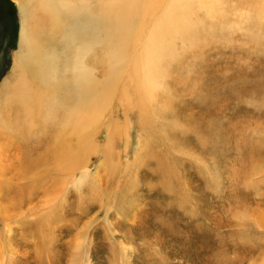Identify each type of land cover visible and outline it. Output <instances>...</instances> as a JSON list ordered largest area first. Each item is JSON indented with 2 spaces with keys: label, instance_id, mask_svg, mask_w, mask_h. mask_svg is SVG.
Masks as SVG:
<instances>
[{
  "label": "bare ground",
  "instance_id": "6f19581e",
  "mask_svg": "<svg viewBox=\"0 0 264 264\" xmlns=\"http://www.w3.org/2000/svg\"><path fill=\"white\" fill-rule=\"evenodd\" d=\"M50 1L39 0L38 9L42 7L39 20L34 19V26L24 25L13 81L4 85L0 92L16 102L15 116L10 118L12 123L4 122L0 112V125L7 130L0 135V264H63L58 255L62 248L70 250L67 264H92L91 226L94 221L89 215L93 203L99 202V193L109 196L107 202L118 217H125L129 210L134 217L130 223L138 219L140 205L135 201L134 192L139 188V174L129 169L128 160L124 168L121 162L128 154L132 140L128 114L131 111L138 113L139 145L135 158L139 165L141 155L151 151V137L165 142V135H161L157 126L164 125L170 117L167 113L170 114L171 103L167 105L160 95L170 100L169 97L175 94L167 86L173 78H170L171 69L174 72L182 69L188 75V68H198L196 73L190 71L195 75V82L192 81L199 98L197 105L204 106L201 108L204 123L199 122L193 128L191 118L182 120L181 124L176 122L181 133L193 134L196 128L203 146L210 148L204 150L212 151L208 161L216 167L217 174L221 171L220 164L225 171L221 176L227 174L230 182H236L239 174L237 160L230 159V164L227 163L225 156L229 155L224 145L238 151L244 161L247 159L246 172L253 165L250 162L264 160L261 150L264 143L258 139L252 141L256 135H264L257 120L253 119L252 125L248 126H240V120H233L230 130L228 127L222 131L217 110L207 114L205 107L210 93L213 104L218 105L220 96H216V90L221 85L223 72L228 74L236 66H230L226 61L223 68L222 61L223 57L233 58L234 47L229 55L226 50L244 24L238 20L240 10L249 20L252 5L264 6V0H58V6L52 9L45 5ZM222 28L228 30L231 45L219 44L224 37ZM241 30L247 37L251 35L249 27ZM93 48L98 54L94 61L91 60ZM91 61L101 64V71L106 69L102 80H97ZM180 82L189 83L183 79ZM51 91L53 102L51 108H47L52 115L43 119L40 110H47L43 98ZM116 97L126 115L123 123L118 121L117 114H111ZM187 108L183 107L182 112H188ZM162 114L164 118L160 120ZM203 129L208 131L205 138L198 134ZM103 133L107 135L105 145L99 143ZM123 145L124 153L118 152L117 148ZM165 150L169 151L168 147L165 146ZM165 153L168 156V152ZM91 156L100 159L98 172L104 165L111 179L117 174L124 179V182L118 180L119 188L109 195L107 188L111 181L102 185L98 172L96 178L90 179L86 186L82 185L89 176ZM219 157L224 160L220 164ZM204 160L199 163L206 162ZM251 168L252 173L247 174L251 176L248 178L251 183L246 185L247 179H241L246 190L257 188L255 181L264 176V167ZM76 171L80 173L78 178H75ZM129 183L130 187L126 188ZM72 188L81 194L80 204L87 203L80 218L72 216L73 202L69 198V194L75 192ZM256 190L258 194L259 189ZM129 194L134 200L126 199ZM259 198L264 199V195ZM64 208L61 219H54L57 211ZM255 219L263 226L264 210L255 215ZM241 222L239 220V224ZM25 223L32 227L30 231ZM16 224L20 226L19 229L17 226L18 233ZM105 224V229L111 228L109 219ZM15 240L20 244L15 245ZM122 246L123 242L118 247ZM261 264H264V258Z\"/></svg>",
  "mask_w": 264,
  "mask_h": 264
},
{
  "label": "rangeland",
  "instance_id": "374dc122",
  "mask_svg": "<svg viewBox=\"0 0 264 264\" xmlns=\"http://www.w3.org/2000/svg\"><path fill=\"white\" fill-rule=\"evenodd\" d=\"M38 1L0 0V92L4 90V85L6 86L9 82L13 81L12 74L15 59L20 50L24 25L30 24L34 26V19L39 20L37 17L42 13V7L38 9ZM57 3L58 0H52L45 5H49L50 9H52L58 6L56 5ZM24 5L29 6L26 7ZM252 6L253 9L251 10L249 20L245 19L246 15L244 16L240 10L238 20L240 19V24L244 22L245 25L240 26L238 29L239 33L237 30V34L233 37L234 41L232 45L228 40V30L226 31L225 28H222L224 37L219 44H223L224 46L231 45L230 48L225 50L228 51V55L231 52L233 54L232 59H224L223 57V68L226 65V61H229L230 66L236 65V69L234 68L235 71L233 70L228 74L223 72V81L221 80V85L216 90V96H220L218 97V107L213 104V95L211 93L207 96L205 103L207 114H212L215 109L217 110L218 124L220 127L222 126V131L228 130V127L230 130V124L233 120L236 122L240 120L242 122L240 126L252 125V122L257 120L260 123V129H263L264 132V6ZM246 27H249L251 31V35H248V37L241 30ZM96 47L94 48L96 49ZM233 47L234 50L231 51ZM94 48V54L92 55L94 58L91 57L92 61L98 57ZM60 56L62 57L61 51ZM92 61L91 68H95L94 74L97 80H102L104 78L103 71H106V69L104 68L101 71L102 65H96ZM173 66L179 67L180 65L173 64ZM106 68L108 67L106 66ZM179 70H175L174 72L171 69L173 74L171 72L170 78H173L167 84L168 89H172L173 91L171 90V92L175 94L169 97L170 100L164 99L160 95L163 102H167V105L170 102L172 106L171 115L167 113L171 118L168 117L165 121L168 127L165 124L157 126L159 128L158 131H161V135H165L164 141L167 144L165 142L162 143L160 139L158 141L157 138L151 137L150 152L154 158H151L152 156L147 154L150 152H144L141 155L140 166L136 164L137 160L135 158L139 145L138 113L131 111L128 114L132 124V140L127 148L128 154L122 157L121 162L123 164L122 168H124L128 160L131 162H127L129 166L131 165L129 169L132 172L137 171L139 174V188L137 192H134V195L137 196V200L135 201L140 205V208L137 210L138 219L130 223L131 218L134 217L129 213V210L126 212L125 217H118L111 203L107 202L109 196H103V194L99 193L97 197L99 202L93 203V211L89 215V219H93L94 221L91 226V237L94 240L90 253L92 264H261L264 258V225H259L255 219V215H259L264 210V199L260 200L259 198V196L264 195V176H260V179L256 181L252 179L256 183L255 186H257L253 190H246L241 180L246 178V185L251 183L248 180L251 176L247 174L252 173L251 167H264V160H256L254 163L253 161L250 162L253 165L249 166V170L246 172L247 168L245 164L247 159L244 161L243 157H240V154L237 153L238 151H234L230 146L224 145V150L229 155L225 156L227 163L230 164V159H233V162L237 160L236 169L239 174H237L236 182H230L232 180L227 174L221 176V173H225L223 171L224 167H221L220 164L224 161L221 160V157H219L221 171L220 174L218 173L219 175L217 174L218 171L214 170L216 167L208 161L212 155V151L206 152L204 150L205 147L209 150L210 148L203 146L202 141L197 137L196 128L194 129L195 132L190 134L186 132L181 133L177 127L176 121L181 124L182 120L190 118V126L204 123L201 118V108L204 106L200 107L197 105L199 98L195 89H193L195 85V75L193 73L198 72V68L195 67L193 70L192 67L188 68V75H185L182 69ZM181 79L189 83H184V85L180 82ZM53 94V92L51 94L48 93L43 98L47 109L44 111L40 110V117L43 119L51 118L52 111H49L47 107L51 108L52 106ZM9 100L8 97L6 98L5 95L2 96L0 94L1 117L4 122H8L9 120L12 123L13 121L10 118L15 116L14 109L16 102L13 99L11 100V98ZM183 107H188V112H182ZM190 108L191 111L189 110ZM111 109V114L115 116L117 114L119 122H125L126 115L122 113L123 110L119 107V99L117 97ZM163 118L162 114L160 120H163ZM1 126L0 135L7 133L6 128ZM203 130L198 134L205 138L208 131ZM102 136L99 143L105 145L107 135L103 133ZM256 139L264 143V135L259 136L258 134V136H254L253 143ZM165 146L168 147L169 151L165 150ZM262 149L264 152V146ZM124 150V145L117 148V151L121 153H124ZM166 151L168 152V156L165 153ZM209 154L211 155L209 156ZM198 157L199 160L196 159ZM201 159H205L204 161L206 162L199 163ZM217 160L213 161L217 162ZM121 162H118V164ZM90 163L89 176L82 182L83 186H86L90 179L98 176L100 159L97 160L96 157L91 156ZM119 168L121 169V167ZM107 172L106 167L102 165L98 173L102 185L106 186L108 184L107 180L111 181L110 186L107 188L110 189L107 194L109 195L113 190L119 188L117 184H119L120 180V182H124V179L119 174L114 179H111L107 175ZM165 174L167 175L164 176ZM79 176V171H76L75 178ZM130 185L129 183L127 187L126 184L125 187L129 188ZM256 189H259L258 194H256ZM71 190L75 191L69 194V198L73 202L72 216L80 218L82 208L87 203L83 202L80 204L81 194L74 188ZM128 197L126 199H132L133 196L129 194ZM237 202L241 203L238 204ZM99 203L103 206L100 207ZM64 211L65 208L62 211L58 210L54 215V219H61ZM35 215L37 216L38 213H35ZM106 219H109L111 222L110 229H105L107 227L105 224ZM239 220L242 221L240 224ZM24 225L26 227L27 223ZM17 226L16 224V232L18 233L20 226H18V229ZM31 228L27 226L29 231ZM113 234L116 239L113 237ZM118 241L120 243L123 242V248L118 247L120 245V243H117ZM14 244H20V242L15 240ZM69 252V248L59 249L58 255L62 257L63 264H67ZM64 253L65 255H63Z\"/></svg>",
  "mask_w": 264,
  "mask_h": 264
}]
</instances>
